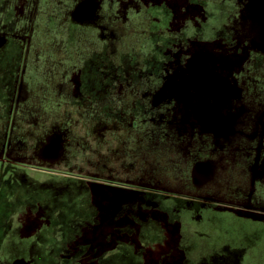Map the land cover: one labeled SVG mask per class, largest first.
<instances>
[{
  "label": "rangeland",
  "instance_id": "rangeland-1",
  "mask_svg": "<svg viewBox=\"0 0 264 264\" xmlns=\"http://www.w3.org/2000/svg\"><path fill=\"white\" fill-rule=\"evenodd\" d=\"M264 0H0V264H264Z\"/></svg>",
  "mask_w": 264,
  "mask_h": 264
},
{
  "label": "flooded vegetation",
  "instance_id": "flooded-vegetation-1",
  "mask_svg": "<svg viewBox=\"0 0 264 264\" xmlns=\"http://www.w3.org/2000/svg\"><path fill=\"white\" fill-rule=\"evenodd\" d=\"M264 28V27H263ZM264 171V170H263ZM264 173V172H263Z\"/></svg>",
  "mask_w": 264,
  "mask_h": 264
}]
</instances>
